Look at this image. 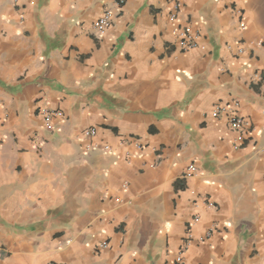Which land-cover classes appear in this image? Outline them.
I'll use <instances>...</instances> for the list:
<instances>
[{
  "label": "crops",
  "instance_id": "crops-1",
  "mask_svg": "<svg viewBox=\"0 0 264 264\" xmlns=\"http://www.w3.org/2000/svg\"><path fill=\"white\" fill-rule=\"evenodd\" d=\"M118 3L0 0V264H264V0Z\"/></svg>",
  "mask_w": 264,
  "mask_h": 264
},
{
  "label": "built area",
  "instance_id": "built-area-1",
  "mask_svg": "<svg viewBox=\"0 0 264 264\" xmlns=\"http://www.w3.org/2000/svg\"><path fill=\"white\" fill-rule=\"evenodd\" d=\"M172 1L174 4V10L171 13V18L173 20H177L178 15H179V11L183 7L184 0H172ZM123 4H124V0H119L118 5L121 7ZM240 15H242V14L240 13ZM112 22H113V11L111 9L107 8L104 11L103 15L97 21H95L93 23V29L96 30L98 33H102L111 26ZM242 26H244V24H242ZM189 31H190V28L188 26H183V27L179 28V30H178L179 39H180L179 45L183 50H189V49H192V48L197 46L196 40L194 39V37H192L190 35ZM239 52H243V49H240ZM225 110H226L225 107L218 106L213 114L215 116H217L219 113H221ZM55 117L64 118V114L60 110L46 111V120L48 122L49 127H53L52 120ZM230 124H231L232 128H234L236 130H241L245 126V120L240 116L233 115L230 117ZM85 134H86V136L95 135L96 130L95 129H88L87 131H85ZM196 170L197 169H196L195 163H192L188 167L187 175H191ZM189 236H190V232L188 233V237ZM187 245H188L187 242L183 243V246L180 249V253H179V257H178L179 261L183 260V254L188 248ZM100 246L106 247L107 243H104Z\"/></svg>",
  "mask_w": 264,
  "mask_h": 264
}]
</instances>
